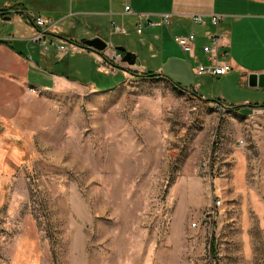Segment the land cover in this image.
<instances>
[{"label": "rangeland", "instance_id": "rangeland-1", "mask_svg": "<svg viewBox=\"0 0 264 264\" xmlns=\"http://www.w3.org/2000/svg\"><path fill=\"white\" fill-rule=\"evenodd\" d=\"M45 1L55 9L29 11L70 28L76 0ZM17 28L0 22V35ZM128 29L111 41L135 45L140 71L108 48L76 56L73 75L88 81L0 96V264H264V90L235 70L193 72L181 87L140 77L164 58ZM55 34L57 54L84 47ZM27 39L13 42L32 56L41 46Z\"/></svg>", "mask_w": 264, "mask_h": 264}, {"label": "crops", "instance_id": "crops-1", "mask_svg": "<svg viewBox=\"0 0 264 264\" xmlns=\"http://www.w3.org/2000/svg\"><path fill=\"white\" fill-rule=\"evenodd\" d=\"M73 3L70 12L71 17L69 16L70 20L67 24L70 28H66L64 22L60 24L57 22L52 23L51 16L47 18L48 24L57 34L55 35L60 38V41H71L70 43L76 46L83 39L99 37L108 43L109 49L115 50L118 46L125 47L127 51L130 50L129 52H134L135 55V66H128V69H126L129 71H126L128 75L134 73L131 70L140 71L136 67L142 66L137 63L139 55L134 50L135 45L130 44L126 47L124 43L114 44L111 41L113 35L122 33L113 31L112 22L126 31H129L128 28L133 29L134 27L136 29L137 24L146 26L148 20L155 23L145 28L144 31H147V33L140 38V46L147 48L151 55L159 54L164 59L161 63L159 62L155 71L149 72L161 73L165 77L169 76V78L182 83L189 80L195 67H190L185 60V56L188 54L175 41H170V38L172 39L177 34L174 33L176 31L183 32L179 35L194 32L197 36L196 57L192 58L189 55L188 57L197 60L200 58L205 59L202 47L208 43L209 36L217 30L211 24L209 17L206 18L205 24L193 23L191 19L193 14L222 15L218 29L225 36V47L229 52V60L233 67L230 73L234 70L240 72L241 79L244 82L247 81V83L249 74L264 73V0H76ZM5 5L9 6L4 7ZM31 5L40 10L55 9L53 3H48L45 0H4L0 3V9L16 6L15 9L9 11L11 13V20L9 21L4 20L8 17L7 15L0 13V22L8 24V22L14 21L22 28L14 29V34L11 33V35L26 40L27 36L34 34L36 30L34 24L22 17L23 12H30ZM126 6L130 7V11H126ZM95 12H102L98 14L106 16V21L103 22L108 23H105L106 25L100 24L99 18L91 14ZM162 14L170 15L168 24L162 21ZM36 15H41V13ZM65 16L67 15L62 14L60 18ZM82 21L89 25L92 23L95 31L93 34L88 35V38L79 39L69 30ZM103 30H105L106 35H103ZM0 36L7 35L4 33ZM13 41L0 43V96L2 98H5V96L11 97L9 100H3L6 102H16L17 97L25 87L46 90L52 89L61 83L88 81L89 78H80L73 75L75 58L77 55H83L84 57L96 55L99 58V55L95 53L96 51L94 52L92 49L88 51L85 46V48L80 47L77 52L71 54H57L54 52V48L49 49L47 52L39 47L33 45V47L30 45V47L26 44V48L30 47L32 50V56H30L18 50L15 47L16 42ZM34 55H36V58ZM123 55L124 53H122ZM97 58L94 61L98 62ZM85 61L88 62L87 59ZM91 66L93 65L90 63ZM71 70L73 71L71 72ZM141 72L145 73L146 71ZM33 74L37 76L36 78L39 77L44 80L45 83L37 81L38 84H35L30 82L29 80H31ZM208 77L220 79L224 76L208 75Z\"/></svg>", "mask_w": 264, "mask_h": 264}, {"label": "built area", "instance_id": "built-area-1", "mask_svg": "<svg viewBox=\"0 0 264 264\" xmlns=\"http://www.w3.org/2000/svg\"><path fill=\"white\" fill-rule=\"evenodd\" d=\"M126 11H130V7L126 6ZM23 18L34 24L36 30L34 34L27 39V41L35 44H39L43 51H48L51 48L55 50H63L64 47L57 44L54 40L49 39L48 34L51 25L48 24L47 19L42 15H36L32 12H23ZM209 17L211 24L216 27V32L209 36L207 44H204L202 50L205 55V61L207 63H200L194 68L196 75H210V76H225L231 72L233 69L232 64L229 60V52L225 47V36L218 29L222 15L221 14H193L191 16L192 22L197 24H205L206 18ZM162 21L169 23L170 15L162 14ZM151 24H155L148 20L147 25L142 24L136 25V31L138 33L144 32L146 27H150ZM112 27L114 32L125 33L126 30L121 28L116 23L112 22ZM14 35L0 36V40L12 41L14 40ZM173 40L181 47V49L188 54L190 57L195 58L196 50V40L197 36L194 32H190L186 35L176 34L173 36ZM111 57H121V54L114 50ZM34 90V89H33Z\"/></svg>", "mask_w": 264, "mask_h": 264}, {"label": "water", "instance_id": "water-1", "mask_svg": "<svg viewBox=\"0 0 264 264\" xmlns=\"http://www.w3.org/2000/svg\"><path fill=\"white\" fill-rule=\"evenodd\" d=\"M81 44L87 48H90L100 53L108 48V43L99 37L83 39L81 41ZM115 50L120 53H124V55L122 56L123 61H126L131 65L135 63V55L132 52L127 51L125 47L118 46L115 48ZM248 86L251 88L264 89V73L249 74Z\"/></svg>", "mask_w": 264, "mask_h": 264}, {"label": "trees", "instance_id": "trees-1", "mask_svg": "<svg viewBox=\"0 0 264 264\" xmlns=\"http://www.w3.org/2000/svg\"><path fill=\"white\" fill-rule=\"evenodd\" d=\"M14 7H16V6H14ZM14 7L0 9V13L2 15L8 14L11 9H15ZM0 43H10V41L0 40ZM120 54H122V53H120ZM136 75H138L140 77H145V76H156V75H159V74L158 73H155V72H146V73H139V74H136ZM160 75H162V74H160ZM166 78L169 81H171L175 86L181 87L178 83H176V81L172 80L168 76H166ZM211 244H212V246H211V253H212V256L214 257L216 255V245H215L214 240H212Z\"/></svg>", "mask_w": 264, "mask_h": 264}]
</instances>
